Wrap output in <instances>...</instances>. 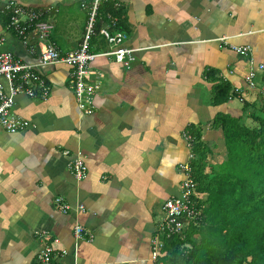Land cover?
<instances>
[{"label":"crops","instance_id":"crops-1","mask_svg":"<svg viewBox=\"0 0 264 264\" xmlns=\"http://www.w3.org/2000/svg\"><path fill=\"white\" fill-rule=\"evenodd\" d=\"M8 1L0 0L3 48L37 64L39 48L31 51L6 29ZM14 1L57 8L45 16L49 39L61 52L78 46L87 17L80 0ZM108 4L128 35L125 45L137 50L129 68L111 56L92 62L90 78L100 83L93 113L78 109L70 67L55 63L42 66L46 100L15 98V114L30 126L0 129V264H40L45 246L58 264H153L152 239L158 236L162 249L171 237L159 230L166 218L161 206L180 192L185 135L199 131L213 165L226 154L219 113L257 125L243 107L262 103L264 70H257L254 86L246 76L264 64V0H104L101 7ZM222 37L249 46V53L222 46ZM92 42L107 48L100 37ZM219 80L235 94L217 105L212 89ZM0 84L7 88L3 78ZM76 155L86 166L81 179L71 168ZM57 197L70 205L67 212ZM76 225L83 227L78 238Z\"/></svg>","mask_w":264,"mask_h":264},{"label":"built area","instance_id":"built-area-1","mask_svg":"<svg viewBox=\"0 0 264 264\" xmlns=\"http://www.w3.org/2000/svg\"><path fill=\"white\" fill-rule=\"evenodd\" d=\"M104 0H80V7L86 11V21L81 40L78 46L71 51L61 52L58 46L49 39L51 23L45 20V16L53 9L52 6L32 8L23 6L14 0L6 3L9 13V20L6 29L17 35L24 44L30 45L31 51L35 47L39 48V63H28L17 58L15 54L3 48L5 40L0 32V78L7 83V88L0 84V129L7 132H18L26 130L30 126L27 119L21 118L14 112L15 98L18 95H25L29 98L46 100L50 93V88L41 71V66L55 63L66 64L70 67L69 84L74 93V97L79 110L84 114H91L95 109L94 95L100 88L99 81L91 80L90 74L92 62L98 57L111 56L114 61L129 68L135 60L136 48L125 45L128 35L119 29L118 19L115 15L107 14V22L103 23L100 17V9ZM100 22V23H99ZM100 24V26H99ZM34 32V36L30 33ZM32 37L33 39H31ZM96 37L103 39L107 48L97 50L93 46ZM222 46H227L238 55L246 56L250 47L247 45H236L229 43L227 39L219 38ZM264 70V64H259L256 68H251L246 76V82L254 86L257 70ZM238 91V89H235ZM261 100L264 102V86L261 90ZM188 152L186 159L179 163L178 169L182 174L180 181V192L177 196L168 198L161 206L166 216L161 223L159 230L167 237L172 234H182L189 221L198 215L194 207V198H202V194L197 192L196 182L192 176L191 160L194 158L192 152L193 139L185 135ZM71 168L75 171V176L81 179L86 174V166L81 157L76 155L72 159ZM61 211L67 212L70 205L65 203L61 197L55 199ZM83 209V207H79ZM83 227H74L75 237H80ZM161 243L158 236L152 239V251L150 259L153 264L159 262ZM53 248L45 246L41 251L40 264H58L52 254Z\"/></svg>","mask_w":264,"mask_h":264},{"label":"trees","instance_id":"trees-1","mask_svg":"<svg viewBox=\"0 0 264 264\" xmlns=\"http://www.w3.org/2000/svg\"><path fill=\"white\" fill-rule=\"evenodd\" d=\"M111 7H101L103 23L107 14L118 13ZM214 72L208 71L207 76ZM213 85L214 104L227 101L233 93L226 81ZM243 108L257 123L255 127L246 126L241 117L223 113L215 119L226 152L219 163H206L210 149L199 131H190L192 176L197 192L206 197L194 198L198 215L183 234L165 240L159 249L161 264H264V102L255 108L244 101ZM207 166L209 171H205Z\"/></svg>","mask_w":264,"mask_h":264},{"label":"rangeland","instance_id":"rangeland-1","mask_svg":"<svg viewBox=\"0 0 264 264\" xmlns=\"http://www.w3.org/2000/svg\"><path fill=\"white\" fill-rule=\"evenodd\" d=\"M78 109H79V108H78ZM225 155H226V154H225ZM206 161L209 162V159H207V157H206Z\"/></svg>","mask_w":264,"mask_h":264},{"label":"water","instance_id":"water-1","mask_svg":"<svg viewBox=\"0 0 264 264\" xmlns=\"http://www.w3.org/2000/svg\"><path fill=\"white\" fill-rule=\"evenodd\" d=\"M43 67L41 66V71H42Z\"/></svg>","mask_w":264,"mask_h":264}]
</instances>
